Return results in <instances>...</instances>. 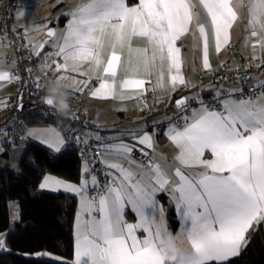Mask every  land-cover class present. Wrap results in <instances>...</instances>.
<instances>
[{
	"label": "snow or ice",
	"instance_id": "1",
	"mask_svg": "<svg viewBox=\"0 0 264 264\" xmlns=\"http://www.w3.org/2000/svg\"><path fill=\"white\" fill-rule=\"evenodd\" d=\"M239 5L247 9L246 45L257 38L253 49H264V0H239ZM199 8L207 23L201 21ZM65 15L71 19L64 30L43 26L47 38L35 46V56L50 43L55 49L51 55L62 57L63 62L53 59L45 67L54 65L56 73L87 76L80 69L88 63L89 72L99 81L90 95L120 100L143 96L154 70L153 92L166 84L172 91L177 85L187 87L177 42L191 34L194 48L201 50L203 68L210 69L208 29L218 54L230 43V29L239 19L234 0H139L136 6H128L126 0H82ZM136 39L144 44L134 46ZM18 79L0 69V82ZM73 83L87 88L86 81ZM129 90L133 95L126 94ZM191 99L199 100L201 107L192 109L187 97L176 100L178 124L170 125L165 133L177 150L169 165L171 173L145 151L155 152L153 136L146 131L122 133L120 143L92 134L100 142L96 150L104 155L91 159L113 170L104 173L111 177L109 182L101 187L93 175L95 194L91 196L87 195L88 180L76 186L46 178L39 186L47 189L55 184L53 191L63 188L81 197L76 264H226L247 247L250 230L264 224V80L250 95L218 92L215 103L209 104L199 97ZM126 135L135 143H123ZM27 136H44L42 143L56 153L65 147L66 138L55 129H33ZM74 139L77 144L88 143L80 136ZM134 150L148 157L143 165L136 164L141 171L132 168L135 161L129 157ZM205 153L212 158L206 159ZM84 171H89L87 166ZM160 191L168 192L184 221L176 235L168 230L165 210L156 200ZM126 207L136 214L137 223L125 220ZM137 231L145 235L139 237ZM0 250H7L2 237Z\"/></svg>",
	"mask_w": 264,
	"mask_h": 264
},
{
	"label": "crops",
	"instance_id": "2",
	"mask_svg": "<svg viewBox=\"0 0 264 264\" xmlns=\"http://www.w3.org/2000/svg\"><path fill=\"white\" fill-rule=\"evenodd\" d=\"M82 0H17V8L15 12V20L17 24L23 28H25L29 35L28 40L35 44V46L42 42V39L46 36V29L43 28L45 24L50 28L53 24H56L55 30H64L67 26V23L71 19L70 15H65V13H69L71 10H74L79 4H81ZM127 2V0H126ZM236 4V10L239 14V19L235 22L233 27L230 29V43L227 46L222 47L221 51L217 54L213 47V42L211 38V29L209 28V61L211 68L204 69L202 66L201 59V50L199 47L194 48L193 36L191 34L185 35L181 41L177 42V46L181 47V57L183 60L182 64V74L187 82V86L198 87L201 89L199 91H195L190 93V97H199L201 98L203 95L214 92L218 93L219 88L214 87L210 84H207L206 79L208 74L213 70L218 68L223 63H229L231 65H241L251 69V79L253 83L260 82L263 79V76L260 72L256 71L257 64L264 65V49H261L259 46L253 49L252 45L256 43L257 38H251L247 45L245 43V37L249 36V30H247V20H246V12L247 9L240 7L239 0H234ZM128 4V3H127ZM138 4V3H137ZM129 5L128 6H136ZM200 19L202 22L207 23V16L202 8L198 9ZM23 12L24 15H18V13ZM144 44L143 40L136 39L133 41L134 46H142ZM52 47V46H51ZM53 50H55L52 47ZM10 52V49L3 46L0 42V69L9 71V67L5 61V56ZM256 56L257 59L253 60L252 57ZM61 63L63 62V58L60 57ZM251 65V66H250ZM89 64L85 63L82 65L80 71L87 72L88 75H80L79 72H60L55 75V79H57L60 75H66L68 78L63 79L67 85H69V89L78 93L83 102L85 103L88 114L91 118V134H99V130L104 129L105 134L104 137H112L115 138L111 141H105L108 143H120L119 139L122 133L135 132L136 135H140L139 130L146 131L147 133L153 136L154 148L155 152L151 149H146L150 152V156L153 160L161 163L168 171L171 173V168L169 165L172 164V158L176 153V148L167 138L165 133L167 132L170 125H175L174 122L175 114L174 113H155L154 104H168L172 96L179 90L181 85H177L175 91H172L170 87L165 86L163 89H156L155 92L152 90V83L155 81V70L153 72V76L151 77L152 83H146L145 89L147 91L143 96H135L133 95L132 90H129L126 94L133 95L131 99H114V98H96L90 95V91L99 87V81L95 78V76L89 72ZM123 73H121L122 75ZM203 76L202 79L200 76ZM73 80L77 81H86L87 88H83V84L75 85ZM204 83V84H203ZM83 90H79V89ZM238 87L232 86L231 89H237ZM16 88L13 82H0V153L6 148L5 146V134L4 129L7 124L10 122L8 118V111L11 98L15 95ZM189 95L186 97L188 98ZM147 104L145 108L144 105ZM201 107L200 103L196 104L192 109H199ZM171 118V119H170ZM159 125H163L164 129L161 135L157 132V127ZM58 129L53 125H31L29 130L33 129ZM28 130V131H29ZM59 132V131H58ZM44 136L40 137H28L27 140L36 141L48 148V146L42 143ZM123 143L133 144L135 143L132 140L130 135H126L123 137ZM18 147L20 145H17ZM15 147V146H14ZM143 147V146H138ZM50 149V148H49ZM64 149V148H63ZM62 149V151H63ZM16 150V148H15ZM14 150V151H15ZM54 151V149H51ZM61 151V152H62ZM55 152V151H54ZM19 159L22 158V151L19 152ZM14 154V152H13ZM104 155L102 152L101 157ZM164 157L167 160L163 159ZM206 159H211L207 153H205ZM130 160L135 161V164L132 165V168L136 171L143 170L142 168L137 169L136 164L143 165L145 161L142 159L136 158L132 155L129 157ZM123 166L125 168L129 167L128 161H123ZM104 166V164H103ZM105 167V166H104ZM106 169V168H105ZM106 171H113L106 169ZM48 178L50 180H61L66 183H70L76 186H81V183H73L67 181L58 176L47 174L43 178L41 184L44 180ZM111 179V177H110ZM173 179H175L173 177ZM40 184V185H41ZM56 187L53 184L50 188L41 189L42 191L58 193L65 192L71 195H74L78 199V210L74 224V260L73 264H76V225L78 218L80 217L81 210V197L73 192H67L63 188H60L58 191H53L52 188ZM89 188L88 186L87 195L89 196ZM163 196L161 198L160 196ZM156 200L160 205L164 208V216L166 219L167 228L169 231L176 235L184 224V221L181 219L180 214L178 213L175 202L171 200L168 192L160 191L156 194ZM163 200L167 201V204L163 202ZM173 207L178 227L173 229L169 225L168 220V208ZM86 218V217H85ZM124 218L129 223H137L138 217L131 210L130 207H126L124 212ZM145 233L142 231H137V236L143 237Z\"/></svg>",
	"mask_w": 264,
	"mask_h": 264
},
{
	"label": "trees",
	"instance_id": "3",
	"mask_svg": "<svg viewBox=\"0 0 264 264\" xmlns=\"http://www.w3.org/2000/svg\"><path fill=\"white\" fill-rule=\"evenodd\" d=\"M138 2L127 0L129 5ZM189 94L178 90L168 104L154 107L153 114L174 113L176 117L180 110L175 101ZM24 119L29 125H52L32 114H24ZM100 131L105 134L106 130ZM13 145L5 143L6 148L0 153V237L5 240L7 249L0 250V264H73L78 199L65 192L42 191L39 186L47 174L73 183L84 180V166L75 148L64 147L62 152L56 153L33 140L19 143L24 156L17 173L11 168ZM89 185L91 189V183ZM163 202L167 204L166 200ZM168 220L171 228L178 227L173 207L168 208ZM47 254L61 260L48 259ZM226 264H264V224L255 231L250 230L247 247Z\"/></svg>",
	"mask_w": 264,
	"mask_h": 264
},
{
	"label": "built area",
	"instance_id": "4",
	"mask_svg": "<svg viewBox=\"0 0 264 264\" xmlns=\"http://www.w3.org/2000/svg\"><path fill=\"white\" fill-rule=\"evenodd\" d=\"M17 8V0H0V42L3 46L10 49V52L6 54L5 61L9 67V72L14 76H19L18 80H13L16 92L10 100L9 105V119L10 122L4 129L5 143L19 144L25 142L28 138V126L29 124L24 119V114H32L40 116L43 119L50 121L55 126L62 136L66 138L65 148H75L78 157L81 160L82 166H87L89 171L83 172L82 177L84 180H88L91 183V177L96 176L101 187L105 183L109 182L110 177L104 175L106 169L100 163L99 160H92V156L101 157L102 152L97 151V145L100 143L92 138L91 131V118L87 112L85 104L82 102L81 96L70 90V102L72 105V113L70 116L62 117L56 113L54 108L47 106L42 102V97L45 94L46 88L50 81L55 80L57 74L52 68H47L44 65L51 64L53 59L61 62L60 57L51 55L55 50L52 49L51 44H46L41 50L40 56H35L34 48L35 44L28 40V31L19 26L15 20V12ZM45 36L42 42L46 39ZM26 45V46H25ZM15 61V66H13ZM31 69V72L28 71ZM256 71L260 72L264 80V65L256 68ZM204 78L202 75L200 76ZM208 82L210 85L219 88V93L222 95L232 92L234 96L250 95L253 88L258 83H253L251 79V69L241 65H231L229 63H223L218 68L208 74ZM37 83L40 87H37ZM232 86L238 87L237 89H231ZM200 86H181L180 91L191 93L199 91ZM243 89L244 92L240 93L238 90ZM259 91V89H256ZM217 93L210 92L208 95H203L200 100H203L205 104L215 103L213 97ZM199 100L189 99L188 105L193 108ZM24 104L25 108L20 110V106ZM159 103H155L154 107H159ZM180 113V111H179ZM178 113V114H179ZM173 119L178 124L177 116ZM164 126L159 125L157 132L160 134L163 132ZM102 136L103 131L99 132ZM80 136L81 139H87L88 143L77 144L75 137ZM101 136V137H102ZM91 149V151H89ZM83 151V154H81ZM150 155V152L145 149ZM132 155L136 158L147 161L148 157L143 156L139 151L134 150ZM93 188L89 189V196L94 195Z\"/></svg>",
	"mask_w": 264,
	"mask_h": 264
},
{
	"label": "clouds",
	"instance_id": "5",
	"mask_svg": "<svg viewBox=\"0 0 264 264\" xmlns=\"http://www.w3.org/2000/svg\"><path fill=\"white\" fill-rule=\"evenodd\" d=\"M42 102L54 108L56 113L62 117L70 116L73 110L70 102L69 85L60 79L49 82Z\"/></svg>",
	"mask_w": 264,
	"mask_h": 264
},
{
	"label": "rangeland",
	"instance_id": "6",
	"mask_svg": "<svg viewBox=\"0 0 264 264\" xmlns=\"http://www.w3.org/2000/svg\"><path fill=\"white\" fill-rule=\"evenodd\" d=\"M48 68V67H47ZM205 82H207V84H210L209 82H208V78L206 79V81ZM204 84V83H203ZM190 97V94H189V96H188V98ZM192 98V97H191ZM190 99V98H189ZM83 100V99H82ZM83 102V101H82ZM84 103V102H83ZM85 104V103H84ZM8 118H9V112H8ZM31 125H29L28 126V130H29V127H30ZM13 146H15L14 148H16V150L14 151V154H13V161H12V164H11V168H12V170H14L15 172H17V173H19L20 172V163H21V161H22V158H23V156H24V149H22L21 147H18L17 146V144H14ZM23 152L22 153V158H20L19 159V152ZM31 159H29V161H30ZM46 258H50V259H53V260H57V261H60L61 260V258H59V257H55V256H52V255H49V254H47V256H46Z\"/></svg>",
	"mask_w": 264,
	"mask_h": 264
},
{
	"label": "water",
	"instance_id": "7",
	"mask_svg": "<svg viewBox=\"0 0 264 264\" xmlns=\"http://www.w3.org/2000/svg\"><path fill=\"white\" fill-rule=\"evenodd\" d=\"M50 28L56 29V24H53ZM181 97H186V96H181ZM181 97H179L178 99H180ZM178 99H177V100H178ZM24 108H25V105L22 104V105L20 106V110H23Z\"/></svg>",
	"mask_w": 264,
	"mask_h": 264
}]
</instances>
